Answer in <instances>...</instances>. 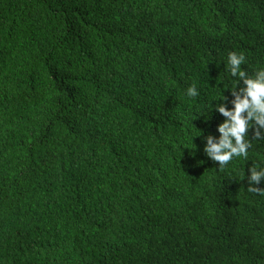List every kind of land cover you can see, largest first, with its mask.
Wrapping results in <instances>:
<instances>
[{"label": "trees", "instance_id": "obj_1", "mask_svg": "<svg viewBox=\"0 0 264 264\" xmlns=\"http://www.w3.org/2000/svg\"><path fill=\"white\" fill-rule=\"evenodd\" d=\"M230 53L264 70V0H0V264H264V136L206 151Z\"/></svg>", "mask_w": 264, "mask_h": 264}, {"label": "clouds", "instance_id": "obj_2", "mask_svg": "<svg viewBox=\"0 0 264 264\" xmlns=\"http://www.w3.org/2000/svg\"><path fill=\"white\" fill-rule=\"evenodd\" d=\"M244 59L243 54H229V65L231 66L232 75L236 76L238 74L246 87L240 89L243 96L236 94L237 91L235 90L232 91L236 94L233 110H228L224 106L219 108V111L229 118L220 126L219 130L222 133V137L219 142L214 143L211 137L208 138L206 151L216 161L220 162L221 167L230 162L233 157H247L251 143L245 140V136L248 135L250 122H253L256 128L254 138H262L264 136L260 132V128H264V70L259 71L254 78L246 76V73L240 70ZM187 94L190 97H195L198 93L195 87L192 86L188 89ZM250 171L252 173L249 178L250 184H258L264 178V170L257 171L255 167H252ZM248 191L260 192L262 190L261 188L250 186Z\"/></svg>", "mask_w": 264, "mask_h": 264}]
</instances>
